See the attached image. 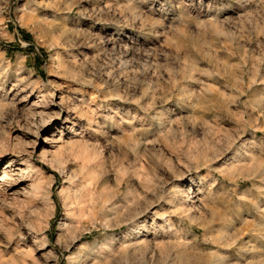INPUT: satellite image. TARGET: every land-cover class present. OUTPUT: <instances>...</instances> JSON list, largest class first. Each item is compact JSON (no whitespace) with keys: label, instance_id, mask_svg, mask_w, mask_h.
Returning a JSON list of instances; mask_svg holds the SVG:
<instances>
[{"label":"rangeland","instance_id":"rangeland-1","mask_svg":"<svg viewBox=\"0 0 264 264\" xmlns=\"http://www.w3.org/2000/svg\"><path fill=\"white\" fill-rule=\"evenodd\" d=\"M0 264H264V0H0Z\"/></svg>","mask_w":264,"mask_h":264},{"label":"bare ground","instance_id":"bare-ground-1","mask_svg":"<svg viewBox=\"0 0 264 264\" xmlns=\"http://www.w3.org/2000/svg\"><path fill=\"white\" fill-rule=\"evenodd\" d=\"M8 162H13V160L12 159H10ZM9 167V166H8ZM20 174V176L22 175L21 173H19ZM9 175V172L8 171H5V173H4V175H3V179L5 178V177H7ZM10 176V175H9ZM192 202H194V201H192Z\"/></svg>","mask_w":264,"mask_h":264}]
</instances>
